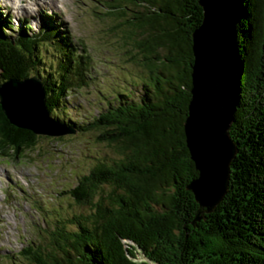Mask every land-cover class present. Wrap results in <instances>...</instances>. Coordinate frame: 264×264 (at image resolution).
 I'll list each match as a JSON object with an SVG mask.
<instances>
[{"label": "trees", "instance_id": "obj_1", "mask_svg": "<svg viewBox=\"0 0 264 264\" xmlns=\"http://www.w3.org/2000/svg\"><path fill=\"white\" fill-rule=\"evenodd\" d=\"M114 2L109 12L127 28L149 78L138 99L120 93L94 121L68 123L82 133L100 132L98 142L118 159L99 162L65 192L89 206L88 215L57 220L43 243H32L19 256L28 264H264V0L240 3L237 106L230 128L237 155L228 193L212 212L187 189L198 177L184 125L193 33L203 21L199 0ZM8 31L14 27L0 14V85L39 77L47 110L61 121L70 93L89 84L90 53L52 25L15 37ZM46 45L55 53L47 67ZM64 137L16 127L0 105L1 156L18 160L41 140ZM105 185L114 189L108 196L101 195Z\"/></svg>", "mask_w": 264, "mask_h": 264}, {"label": "rangeland", "instance_id": "obj_2", "mask_svg": "<svg viewBox=\"0 0 264 264\" xmlns=\"http://www.w3.org/2000/svg\"><path fill=\"white\" fill-rule=\"evenodd\" d=\"M27 1L0 0V14L15 30L8 31L9 35L15 37L28 28L38 33L50 20L49 26L68 32L79 51L85 48L92 58L89 84L70 93L61 121L85 126L120 93L133 94L136 99L141 96L149 74L132 47L127 28L109 12L115 0H38L35 5ZM51 47H44L46 67L55 61ZM99 135L78 131L62 141L43 139L36 150L19 153L18 160L15 155H0V264H28L19 253L32 243H43L57 220L91 212L65 192L99 162L118 159L113 148L98 142ZM113 190L105 185L101 195L108 196Z\"/></svg>", "mask_w": 264, "mask_h": 264}, {"label": "water", "instance_id": "obj_3", "mask_svg": "<svg viewBox=\"0 0 264 264\" xmlns=\"http://www.w3.org/2000/svg\"><path fill=\"white\" fill-rule=\"evenodd\" d=\"M240 3L241 0H199L203 21L193 33L191 101L184 130L198 177L187 189L208 212L228 193L230 167L237 155L230 128L237 106ZM22 90L29 92L26 99L19 94ZM18 97L25 100L26 107ZM0 105L12 125L37 135L60 138L77 133L71 125L51 117L40 78L1 84Z\"/></svg>", "mask_w": 264, "mask_h": 264}, {"label": "bare ground", "instance_id": "obj_4", "mask_svg": "<svg viewBox=\"0 0 264 264\" xmlns=\"http://www.w3.org/2000/svg\"><path fill=\"white\" fill-rule=\"evenodd\" d=\"M9 1H11V2H13L14 0H9ZM25 2H28L27 0H24ZM33 1V3H34V5H35V3L36 4H39L38 3V0H31V2ZM46 0H41V2L43 3V2H45ZM23 5H21L20 7H22ZM17 9H19V7L17 8ZM25 92H27V90H25L24 92H23V90L22 91H20L19 92V94H23V97H24V99H26V95L29 93H25ZM24 99H20V97H18V100H19V102H21V104L24 106V107H26V103H25V100ZM36 106V105H35ZM28 107H30V105L28 106Z\"/></svg>", "mask_w": 264, "mask_h": 264}]
</instances>
